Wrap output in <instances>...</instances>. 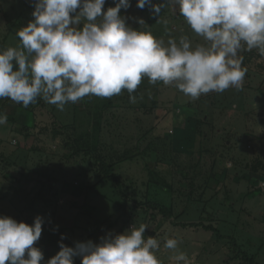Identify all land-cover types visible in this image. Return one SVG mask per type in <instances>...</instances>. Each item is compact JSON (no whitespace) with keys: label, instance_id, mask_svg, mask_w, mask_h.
Listing matches in <instances>:
<instances>
[{"label":"rangeland","instance_id":"rangeland-1","mask_svg":"<svg viewBox=\"0 0 264 264\" xmlns=\"http://www.w3.org/2000/svg\"><path fill=\"white\" fill-rule=\"evenodd\" d=\"M112 6L115 0H106L103 10ZM33 10L31 0H0L4 46L20 45L17 32ZM121 15L143 18V26L126 23L165 43H204L178 7L165 5L158 17L131 0ZM238 55L247 69L243 87L195 100L146 77L131 94L134 103L127 90L85 96L63 111L40 97L27 107L0 98L7 115L0 125V216L30 225L42 217L34 246L44 261L62 237L67 246L99 243L145 224V239L159 242L160 264H175L176 252L191 264H264V56L257 49ZM166 238L177 239V249H165Z\"/></svg>","mask_w":264,"mask_h":264},{"label":"clouds","instance_id":"clouds-1","mask_svg":"<svg viewBox=\"0 0 264 264\" xmlns=\"http://www.w3.org/2000/svg\"><path fill=\"white\" fill-rule=\"evenodd\" d=\"M33 19L17 36L20 45L0 51V98H10L24 107L37 97L64 106L85 96L104 98L127 90L131 95L147 78L174 85L195 100L209 92L243 87L247 69L242 67L244 49H257L264 56V0H136L159 17L165 5L179 13L204 43L192 46L187 37L179 42L157 39L152 32L130 27L121 9L131 0H115L103 10L106 0H31ZM246 46V48H245ZM7 115L0 114V125ZM39 215L30 225L0 216V264H41L43 252L35 245L42 233ZM148 226L108 234L99 243L59 242L60 250L44 264H160L155 255L157 239H145ZM178 240L166 238L164 248L175 250ZM175 264H191L183 252L173 256Z\"/></svg>","mask_w":264,"mask_h":264},{"label":"trees","instance_id":"trees-1","mask_svg":"<svg viewBox=\"0 0 264 264\" xmlns=\"http://www.w3.org/2000/svg\"><path fill=\"white\" fill-rule=\"evenodd\" d=\"M7 49L6 46H4L1 41H0V51L2 50H5ZM104 164V163H103ZM104 177L107 178V179H110V180H113L114 181V184L116 185L117 188H119V185H118V180L116 179L115 176L113 175H109L107 172L104 173ZM126 198V197H125Z\"/></svg>","mask_w":264,"mask_h":264}]
</instances>
